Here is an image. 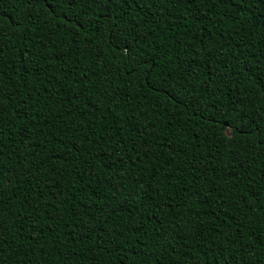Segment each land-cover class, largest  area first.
<instances>
[{"label": "trees", "instance_id": "obj_1", "mask_svg": "<svg viewBox=\"0 0 264 264\" xmlns=\"http://www.w3.org/2000/svg\"><path fill=\"white\" fill-rule=\"evenodd\" d=\"M67 8L0 0V264H264V0Z\"/></svg>", "mask_w": 264, "mask_h": 264}, {"label": "snow or ice", "instance_id": "obj_2", "mask_svg": "<svg viewBox=\"0 0 264 264\" xmlns=\"http://www.w3.org/2000/svg\"><path fill=\"white\" fill-rule=\"evenodd\" d=\"M46 3L51 4L53 3V0H46ZM55 3L57 6H59L60 4L68 5L67 11L71 12L73 8L75 7L76 0H55ZM68 22H71V21H68Z\"/></svg>", "mask_w": 264, "mask_h": 264}]
</instances>
